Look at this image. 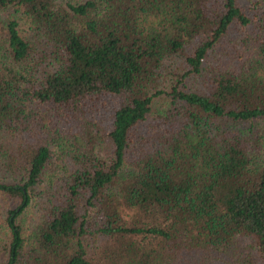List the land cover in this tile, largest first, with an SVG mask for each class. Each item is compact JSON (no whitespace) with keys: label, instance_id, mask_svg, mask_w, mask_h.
<instances>
[{"label":"trees","instance_id":"16d2710c","mask_svg":"<svg viewBox=\"0 0 264 264\" xmlns=\"http://www.w3.org/2000/svg\"><path fill=\"white\" fill-rule=\"evenodd\" d=\"M257 5L0 0V264H264Z\"/></svg>","mask_w":264,"mask_h":264},{"label":"rangeland","instance_id":"374dc122","mask_svg":"<svg viewBox=\"0 0 264 264\" xmlns=\"http://www.w3.org/2000/svg\"><path fill=\"white\" fill-rule=\"evenodd\" d=\"M261 0H238L239 5L248 13H255L257 12L256 10H258L260 7L257 5V3H259ZM263 7V5H262ZM8 16V12L7 10H1L0 11V21H3L7 18ZM256 25L255 24H251L248 29H247V33H252L253 31H255ZM238 36V32L236 31H232L229 34V37H234L236 38ZM225 49V48H224ZM217 51L219 52V50L217 49ZM168 106V102L167 100L158 98L154 100V107H153V111L152 114H159L164 112L167 109ZM260 128L262 130H264V124L262 122L259 123ZM248 124H240L238 126L233 127V130L235 132H241V131H245L248 128ZM260 135H262V131H259ZM264 137V135H263ZM103 156H106L105 153L101 152ZM0 211H1V204H0ZM21 224L24 226L25 225V220L22 219ZM0 223H1V219H0ZM239 241V245L240 248L243 252H246L248 249V246L251 244V242L253 241L251 237L248 236H240L238 238Z\"/></svg>","mask_w":264,"mask_h":264}]
</instances>
